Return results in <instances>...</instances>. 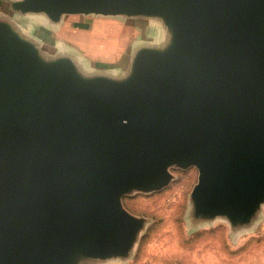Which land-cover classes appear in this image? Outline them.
Segmentation results:
<instances>
[{"label":"water","instance_id":"95a60500","mask_svg":"<svg viewBox=\"0 0 264 264\" xmlns=\"http://www.w3.org/2000/svg\"><path fill=\"white\" fill-rule=\"evenodd\" d=\"M15 10L165 16L167 55L140 51L124 79L85 77L68 56L0 21V264H65L64 250H125L128 185L199 171L205 211L244 215L264 186V0H18ZM33 75L40 76L35 79Z\"/></svg>","mask_w":264,"mask_h":264},{"label":"rangeland","instance_id":"374dc122","mask_svg":"<svg viewBox=\"0 0 264 264\" xmlns=\"http://www.w3.org/2000/svg\"><path fill=\"white\" fill-rule=\"evenodd\" d=\"M13 26L37 42L42 63L68 56L83 76L113 79L126 77L142 50L171 53L184 30L168 25L161 14H74L53 22L43 13H27ZM164 171L169 179L163 187L128 185L121 195V207L134 222L125 250L91 254L69 247L65 264H264V186L249 198L244 215L205 211L195 191V166L174 160Z\"/></svg>","mask_w":264,"mask_h":264},{"label":"crops","instance_id":"0c3cea01","mask_svg":"<svg viewBox=\"0 0 264 264\" xmlns=\"http://www.w3.org/2000/svg\"><path fill=\"white\" fill-rule=\"evenodd\" d=\"M18 0H0V21L7 22L8 24L14 25L15 21L18 19H22L27 14H23L14 9L13 3ZM48 19V18H47ZM48 29L52 26H46ZM24 30L20 28V33H24ZM120 78V79H124ZM117 79V80H120Z\"/></svg>","mask_w":264,"mask_h":264}]
</instances>
